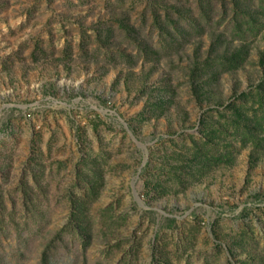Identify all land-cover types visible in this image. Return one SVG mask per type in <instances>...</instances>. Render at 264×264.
<instances>
[{"label":"rangeland","instance_id":"374dc122","mask_svg":"<svg viewBox=\"0 0 264 264\" xmlns=\"http://www.w3.org/2000/svg\"><path fill=\"white\" fill-rule=\"evenodd\" d=\"M263 77L264 0H0V264H264V124L190 136Z\"/></svg>","mask_w":264,"mask_h":264},{"label":"trees","instance_id":"16d2710c","mask_svg":"<svg viewBox=\"0 0 264 264\" xmlns=\"http://www.w3.org/2000/svg\"><path fill=\"white\" fill-rule=\"evenodd\" d=\"M237 56H232V58L234 60H236ZM231 58V59H232ZM227 59V58H226ZM230 59L228 58V61ZM238 100L240 99V101L238 100H234L233 102L229 103L226 107L228 109L231 110V113L235 115L234 119H232L231 123H225L223 124V126H216V127H212L209 126L207 128V130L205 131L204 135H202V137H197V139H195L194 135L190 134L191 136V143H192V158L191 159V165L194 166V168L198 167V170H204L206 168H208L212 162H217L219 160H221V156L227 155V153H229V147L232 146L231 142H226L224 143L222 146H224L225 151L227 153H222V151L218 152V155H214L211 153L208 154L210 152V149H213L214 146H218V141H220V139H223L224 141H227L226 138L229 137L228 139L231 138V136L233 135L232 133L234 132H238L239 131H244L246 130L245 134H248V136H250V138L257 136L256 131H257V126L258 125H263L264 122H262V119H264V77L260 80V82L256 85V88L254 91H243L239 94V96L237 97ZM250 98V100H252V105L257 104V106L255 107V110H260L262 111L261 114L262 115H258V117L256 115L252 116L250 118V116H248V113H245L242 109H240L241 107H246V102L247 100ZM255 98V99H254ZM226 108V109H227ZM248 109V108H247ZM225 110V109H224ZM218 112H222L221 116L226 117L227 114L223 111H218ZM243 116V117H242ZM242 117V119H241ZM254 121V122H252ZM205 122V117H201L200 119V124L203 125ZM252 122V123H251ZM230 124H232V131H229V127ZM243 129V130H241ZM255 132V133H254ZM244 133V132H243ZM233 137V136H232ZM148 164L149 162H146V164L143 167V171H148ZM197 171V169H196ZM148 174H152L151 172H149ZM175 175V177L180 176L173 173ZM190 174V173H189ZM191 175V174H190ZM193 175V174H192ZM147 185V184H146ZM152 185V186H151ZM151 185H147L146 186V192H149V190H151V188H153L154 191V196H157L158 194H160L161 192L158 191L160 183L158 182H153ZM151 186V187H150ZM161 189L165 190L164 186H161ZM79 228H83L82 224H78ZM43 260L44 262L46 261V257L43 256Z\"/></svg>","mask_w":264,"mask_h":264}]
</instances>
